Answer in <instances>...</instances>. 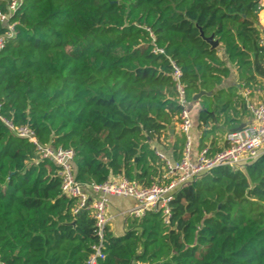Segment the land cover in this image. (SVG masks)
<instances>
[{"label":"trees","instance_id":"1","mask_svg":"<svg viewBox=\"0 0 264 264\" xmlns=\"http://www.w3.org/2000/svg\"><path fill=\"white\" fill-rule=\"evenodd\" d=\"M261 10L260 0H21L0 52L1 115L42 145L73 150L85 186L118 177L167 185L152 144L180 125L173 64L188 103L217 90L199 101V149L213 157L228 147L218 134L249 116L244 98L219 90L230 66L246 89L264 76ZM170 137L181 161L185 138ZM76 206L59 168L0 120V263L87 264L96 221ZM169 208L168 223L158 211L129 217L122 236L108 227L98 264H264V155L200 175Z\"/></svg>","mask_w":264,"mask_h":264},{"label":"built area","instance_id":"2","mask_svg":"<svg viewBox=\"0 0 264 264\" xmlns=\"http://www.w3.org/2000/svg\"><path fill=\"white\" fill-rule=\"evenodd\" d=\"M5 1V0H4ZM264 2V0H260ZM8 12L0 13V22L5 25L6 32L0 36V52L15 35V23L11 22L12 15L21 5V0H8ZM264 47V39L262 40ZM156 53H163L156 50ZM173 78L176 82L178 102L182 107L180 115V132L185 138L184 158L178 162H171L162 154L158 157L165 163V177L170 179L167 185L154 184L150 188H141L135 182L118 177L99 186H85L75 177L73 150L55 149L51 145H42L35 134L28 127H15L13 123L1 115L0 120L13 132L16 137L28 140L34 144L41 160H48L59 168L62 178V192L76 201L75 215L82 211H89L96 221V232L99 237L97 245L93 246L94 254L87 264H98L103 260V238L105 230L110 227L109 205L111 198L132 199L135 206L129 211V217L141 219L148 212L160 211L166 223L170 218L169 204L175 193L193 182L202 174L220 167H243L253 163L264 155V101L249 106L250 122L239 132H231L226 136L228 145L223 151L213 157L207 156V150L199 152L197 161H192L193 149V120L189 110V103L185 97V90L180 83V70L173 64ZM2 264V263H0Z\"/></svg>","mask_w":264,"mask_h":264},{"label":"crops","instance_id":"3","mask_svg":"<svg viewBox=\"0 0 264 264\" xmlns=\"http://www.w3.org/2000/svg\"><path fill=\"white\" fill-rule=\"evenodd\" d=\"M262 10L259 15V25L258 27L262 31V40L264 39V2H261ZM224 59H226L224 57ZM231 74L230 77L223 83V85L219 88L222 90L230 91L233 90L241 98H244L247 102L248 109L252 104H257L264 101V76H259L255 74V82L252 83L253 89L244 88V84L240 82L238 78V73L234 67L230 66ZM213 95L217 92V90L212 91ZM212 95V96H213ZM189 110L191 112L192 120H193V149L191 154L192 161H197L198 155L200 152V138H201V130L199 129V114H200V103L199 101H194L193 103H189ZM240 116V114H239ZM242 125H246L250 122V110L249 116H247ZM240 126V127H241ZM239 127V128H240ZM238 129V128H237ZM236 130V129H234ZM234 130H231L233 132ZM180 134V126L176 124L174 128L169 131L170 136L174 133ZM166 137L165 140H162V143L154 142L152 147L156 150L157 154H162L169 161L176 162L174 160L172 145L174 143L173 137ZM219 145L221 147L225 146L226 139L225 135L218 134ZM135 206V201L132 199H124V198H111L109 205V216L111 218L110 229L116 236H122L126 232V221L129 218V211Z\"/></svg>","mask_w":264,"mask_h":264},{"label":"water","instance_id":"4","mask_svg":"<svg viewBox=\"0 0 264 264\" xmlns=\"http://www.w3.org/2000/svg\"><path fill=\"white\" fill-rule=\"evenodd\" d=\"M202 37L205 39V41L212 47V48H218L219 43L215 41L213 38H205L204 35L202 34ZM214 92H201L200 94L196 95L194 97V101H200L203 96H212ZM245 128V125L241 126L240 128L234 130L233 132H239Z\"/></svg>","mask_w":264,"mask_h":264}]
</instances>
